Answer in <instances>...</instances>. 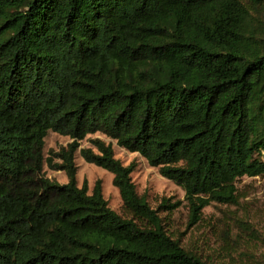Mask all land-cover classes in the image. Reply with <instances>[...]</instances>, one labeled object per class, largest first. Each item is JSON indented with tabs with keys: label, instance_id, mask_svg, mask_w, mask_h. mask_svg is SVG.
Listing matches in <instances>:
<instances>
[{
	"label": "trees",
	"instance_id": "16d2710c",
	"mask_svg": "<svg viewBox=\"0 0 264 264\" xmlns=\"http://www.w3.org/2000/svg\"><path fill=\"white\" fill-rule=\"evenodd\" d=\"M48 132L71 143L45 159ZM95 134L159 168L191 219L234 203L239 179L264 175V23L239 0H0V264H205L110 144L80 149ZM78 150L129 218L99 183L78 187Z\"/></svg>",
	"mask_w": 264,
	"mask_h": 264
},
{
	"label": "rangeland",
	"instance_id": "374dc122",
	"mask_svg": "<svg viewBox=\"0 0 264 264\" xmlns=\"http://www.w3.org/2000/svg\"><path fill=\"white\" fill-rule=\"evenodd\" d=\"M249 13L264 23V0H239ZM99 139L110 144L114 158L124 167L132 166L131 181L139 196L160 218L166 233L188 253L205 264H264V175L243 177L236 186L234 203L212 202L200 213L197 220L191 219L184 191L172 181L161 176L159 168L151 167L137 153L117 146L115 141L103 135L87 136L79 142L80 149L91 148V141ZM71 143L69 137L48 132L44 139V158L51 157ZM54 163L59 164L55 159ZM77 185L87 182L88 194L99 183L108 207L123 218L125 212L118 190L112 185L113 176L75 154ZM44 176L59 185L67 183L63 171L50 170L46 163Z\"/></svg>",
	"mask_w": 264,
	"mask_h": 264
}]
</instances>
